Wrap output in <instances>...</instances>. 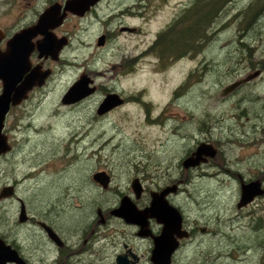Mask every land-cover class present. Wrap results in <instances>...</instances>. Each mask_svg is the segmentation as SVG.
Segmentation results:
<instances>
[{"label": "rangeland", "instance_id": "1", "mask_svg": "<svg viewBox=\"0 0 264 264\" xmlns=\"http://www.w3.org/2000/svg\"><path fill=\"white\" fill-rule=\"evenodd\" d=\"M108 2L114 10L124 0ZM130 14L131 38L110 37L102 49L93 44L102 25L88 16L87 30L77 32L67 53L72 70L54 75L9 111L4 133L11 149L0 156V188L15 183L14 197L24 200L29 214L48 219L74 242L95 208L117 204L132 178L150 191L181 174L172 198L185 224L197 228L182 239L171 264H263L264 231L247 215L256 207L237 208L240 186L226 169L243 170L244 145L264 124V0H131ZM105 25L116 32L118 22ZM116 63L125 65L113 70ZM255 68L263 71L253 82L222 95L227 84ZM81 69L115 88L124 102L104 114L96 113L98 94L62 105L60 93ZM200 141L217 148L216 165L184 170L181 161ZM102 170L111 176L109 190L92 180ZM14 197L0 202V234L29 244L33 232L15 225ZM131 242L142 255L139 264H152L149 241ZM81 260L108 264L102 257Z\"/></svg>", "mask_w": 264, "mask_h": 264}, {"label": "flooded vegetation", "instance_id": "2", "mask_svg": "<svg viewBox=\"0 0 264 264\" xmlns=\"http://www.w3.org/2000/svg\"><path fill=\"white\" fill-rule=\"evenodd\" d=\"M66 0H1L0 1V51L1 53H5L7 51V47L9 42L13 39L16 34L24 33L21 41L17 44V48L21 51H27L28 54V67L24 73H21L19 76L17 73L14 75L17 78L16 83L13 85L10 96L12 97L15 93H17L25 81L26 77L29 75L34 76V84L30 89L25 92V97L19 101V104L11 106L9 111L19 106L20 104L27 101L36 90L44 88L48 85L49 80L56 74H64L65 72H70L72 70V62L69 61L67 57V53L71 52L75 47L73 46V42L76 40L77 32L79 30H87V24L85 20L88 16H93L98 20L102 27L96 36V40L93 41L95 48L102 49L107 46L108 39L113 37L114 40L118 41L119 37L122 38L130 37L131 33H134L135 29L131 31V22L129 21L131 15V0H124L123 7L121 9L111 10L110 3L108 0H99L94 5L90 6L87 11H85L82 15H76L71 12L64 11V4ZM58 4L60 7L58 9V15L55 18H51L47 23H43V28L37 30L35 29V25L37 24L40 15L51 5ZM128 7L129 9H126ZM110 12V13H109ZM109 13V14H108ZM112 13H114L112 15ZM64 16H61L63 15ZM111 18H107V15ZM99 15H105L102 20H99ZM61 16V20L59 21V17ZM113 18V19H112ZM111 20L118 22V27L116 32L108 29V25L104 26V23L110 25ZM131 20V19H130ZM104 21V22H103ZM103 22V23H102ZM48 35V36H47ZM48 38V41L44 40ZM25 49V50H24ZM124 50L125 52L129 51ZM19 53V52H18ZM2 55V54H1ZM4 56V55H2ZM6 58H12V60L17 58V55L10 53L5 55ZM125 64L131 63V57L127 58ZM18 61V58H17ZM16 63L13 65V69L15 68ZM125 64H114L111 66L113 70H117L118 67ZM259 70L257 76L252 79L240 84V86L251 83L255 80V78L259 77L262 73V69L255 68L253 70H249L247 74H251L255 71ZM82 75H86L89 77L90 82L87 85L88 88H93V92L80 99L79 101L71 104H63L62 98L66 92V90L77 81ZM15 78L11 81H15ZM5 81L4 79H0V94L4 92ZM6 88V87H5ZM236 88V89H237ZM234 89V90H236ZM109 93H117L124 102V97L120 95L115 88H111L108 85H104L102 82H98L96 78L87 71L86 69H81L78 71L73 80L69 81L67 87L62 90L60 93V102L62 105L71 106L78 103H81L84 99H88L92 95H99V103L103 100V98ZM13 100H11L12 102ZM262 105L264 103L261 101ZM116 108V107H115ZM114 109V108H113ZM110 109V110H113ZM109 110V111H110ZM8 111V113H9ZM108 112V111H107ZM264 112V111H263ZM97 113V109H96ZM98 114V113H97ZM246 115V114H245ZM251 118L259 117L257 114H251ZM7 116V115H6ZM6 117L3 121V134L6 136L7 143L9 145V149L5 152L1 153L0 156L7 154L11 149V142L8 137L4 133V125H5ZM264 121V116L261 118V122ZM256 129L254 130V132ZM259 135L251 141H247L244 145L245 151V166L243 170L240 172L232 171L226 169L227 172L230 173L231 177L239 183V200L240 195L242 193V188L246 187L251 183H257L258 189L261 190L260 193L254 195V197L245 203L242 206H238L239 200L237 202V208L247 210L251 206H255L256 210H252L247 214L251 219L257 221L256 226L264 231V124L263 126L257 128ZM201 143H207L200 141L190 152H188L183 160L181 161V165L184 170H189L191 168H197L200 165H206L207 167H213L216 164L214 161H218L219 151L210 143H207L211 146V154H202L201 160L199 163L193 166H185L184 161L188 156H195L196 150ZM252 151H254L252 153ZM252 153V154H251ZM93 175V174H92ZM200 176L206 175V173L202 172L199 174ZM110 176V175H109ZM131 179V182L133 179ZM140 185L141 191L140 195L136 196L133 193L132 184L130 183V188L124 193L120 195L118 198V203L113 204L111 206H97L95 208L96 216L93 217L92 221L87 224L77 235L78 239L74 242H67L62 235L61 232L55 229V226L51 224L48 219H43L41 215H30L26 203L23 199L15 196L16 192V184L6 183L0 188V192L4 187H11V193L7 196L0 198V202L7 200L9 198L14 197L19 202L18 207V215L17 222L15 225L20 227L27 225L29 227V231L33 232L34 236L31 239L32 242L28 241L29 244L26 243L25 240L19 239L14 240L10 238V233H1L0 239L4 241L6 245H10L11 248L15 249L18 256L24 261L25 264H34L37 259L46 261L48 258H52V264H82L81 257L82 256H95L96 258L102 257L106 260L108 259V264H139L141 261L142 255L138 254L137 248L131 242V238L138 237L141 240H148V255L149 260L151 257V251L153 248V236H156L160 233L163 225L158 223L156 218H149L147 220L148 226L146 227L147 235L139 234L141 227L135 223H128L125 219L118 217L116 215L111 214V210L117 207L120 203V200L123 196L127 195L131 199V203L134 206L141 210L147 206H149L151 201V192L156 190L145 191V187L137 178ZM92 180L100 186L103 190V186L97 183L93 177ZM111 181V176H110ZM182 181V175L180 174L177 180H174V183L167 184L172 185L176 184L175 191H171L166 196L167 201L170 205L174 206L181 215V229L186 232V236L178 239V246L175 251L172 253L171 260L174 257V254L178 247L182 245L183 238H189L193 236L195 233L196 226L186 225L184 222L183 211L180 206L176 203V200L172 198V195H177L178 193V185ZM111 182L108 183L105 190L110 189ZM165 185V186H167ZM164 187V186H163ZM162 188V187H161ZM160 188V189H161ZM157 189V190H160ZM255 214V215H254ZM120 222L123 225L124 232L120 234L119 226H115L113 222ZM128 227V228H126ZM49 229L55 232L57 238L51 237V233ZM201 231H205L204 228H199ZM262 231V232H263ZM120 235H122L120 237ZM10 238V240L8 239ZM263 241V240H262ZM144 256V255H143ZM151 261V260H150ZM152 263V262H151ZM6 264H14V263H6ZM89 264H92L90 262Z\"/></svg>", "mask_w": 264, "mask_h": 264}, {"label": "water", "instance_id": "3", "mask_svg": "<svg viewBox=\"0 0 264 264\" xmlns=\"http://www.w3.org/2000/svg\"><path fill=\"white\" fill-rule=\"evenodd\" d=\"M99 0H66L64 4V11L71 12L76 15H82L88 8L94 5ZM58 4L51 5L48 7L39 17L37 24L34 26L35 29L39 30L43 28V23H47L51 18H56L58 15ZM61 16H64L61 15ZM59 17V21L61 20ZM40 31V30H39ZM133 31V28H131ZM24 33L16 34L13 39L9 42L6 54L13 53L17 58H6L5 53L0 51V79H4L5 87L4 92L0 94V154L9 149V145L6 140V136L3 134V121L8 114L11 106L19 104V101L25 97V92L32 87L34 84V76L29 75L26 77L19 91L12 97L10 91L13 85L16 83L17 78L14 75L17 73L19 76L24 73L28 67V54L27 51H21L17 48V44L20 43ZM48 36V35H47ZM48 41V38L44 40ZM19 52V53H18ZM4 56H2V55ZM15 68L13 65L16 63ZM259 70L247 74L246 76L236 79L231 83L227 84L222 89V95H227L236 89L240 84L252 79L257 76ZM15 78V81H11ZM90 79L86 75H82L77 81H75L65 92L62 103L71 104L79 101L80 99L90 95L93 92V88H88ZM11 100H13L11 102ZM123 103V99L117 93L107 94L97 107L98 114H104L110 109ZM211 152V146L207 143H201L195 156H188L185 161V166H193L200 162L202 154H209ZM213 152H211L212 154ZM93 179L101 184L106 189L110 182L109 174L102 170L93 173ZM133 193L138 196L140 195L141 185L137 178L133 179L132 182ZM176 184L167 185L162 187L160 190L152 191L151 201L149 206L139 210L134 204L131 203V199L125 195L121 198L120 203L117 207L111 210V214L116 215L125 219L128 223H135L141 227L139 234L147 235L146 227L148 226L147 220L149 218H156L157 222L162 224L163 227L160 233L153 236V248L151 251L150 260L152 264H171L172 253L178 246V239L186 236V232L181 229V215L179 211L167 201L166 196L171 191H175ZM240 200L238 206H242L251 200L254 195L260 193L257 183H251L246 187L242 188ZM11 193V187H4L0 192V198L7 196ZM51 237L57 238L54 231L49 229ZM14 263V264H25L24 261L18 256L15 249L11 248L10 245H6L3 240L0 239V264Z\"/></svg>", "mask_w": 264, "mask_h": 264}, {"label": "trees", "instance_id": "4", "mask_svg": "<svg viewBox=\"0 0 264 264\" xmlns=\"http://www.w3.org/2000/svg\"><path fill=\"white\" fill-rule=\"evenodd\" d=\"M164 35H165V34L160 35V39H162V38L164 37ZM263 264H264V263H263Z\"/></svg>", "mask_w": 264, "mask_h": 264}]
</instances>
